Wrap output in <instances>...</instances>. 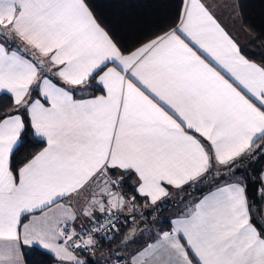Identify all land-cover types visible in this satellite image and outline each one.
Segmentation results:
<instances>
[{
  "label": "snow or ice",
  "instance_id": "6c2138e0",
  "mask_svg": "<svg viewBox=\"0 0 264 264\" xmlns=\"http://www.w3.org/2000/svg\"><path fill=\"white\" fill-rule=\"evenodd\" d=\"M177 19L124 54L86 0H0V35L46 58L0 44V93L15 106L0 118V264H24L23 246L84 264L74 250L95 248L94 234L121 235L118 225L141 215L136 196L155 205L168 196L165 185L182 187L217 164L231 171L245 153L264 155V66L242 54L204 0H185ZM45 63L63 85L95 79L104 94L74 99L41 74ZM28 128L47 146L14 168ZM129 174L136 196L122 191ZM84 191L88 226L77 231L78 214L60 201ZM253 214L241 178L204 196L130 260L117 251L108 264H264V225ZM135 233L129 228L120 243L128 247Z\"/></svg>",
  "mask_w": 264,
  "mask_h": 264
},
{
  "label": "trees",
  "instance_id": "16d2710c",
  "mask_svg": "<svg viewBox=\"0 0 264 264\" xmlns=\"http://www.w3.org/2000/svg\"><path fill=\"white\" fill-rule=\"evenodd\" d=\"M98 22L108 31L120 50L127 54L150 40L176 26L184 0H86ZM238 10L243 27L253 34V39L242 47L243 54L250 60L264 65V0H238ZM11 37H9L10 39ZM17 44V41H11ZM94 79H90V83ZM99 93L101 87L93 86ZM15 110L13 98L8 93L0 95V118ZM26 122L27 114L20 109ZM264 145V141L259 142ZM45 141L38 138L31 128L21 137L12 156L14 168L23 166L43 147ZM235 172H239L246 184L247 196L253 206V223L261 228L264 225L261 209L264 203V184L261 182L264 169V155L259 151L245 153L234 164ZM221 175L211 174L205 181H216ZM122 190L129 196H136L135 176L124 177ZM202 180L198 183L185 185L178 193L157 202L145 211L146 218L159 216L170 207L175 206L186 196L203 190L206 185ZM136 199L139 201L138 196ZM141 202V201H140ZM165 221V219L163 220ZM264 230V229H262ZM107 242L114 239H107ZM26 264H58L52 255H44L34 247H24ZM85 264H98L89 257Z\"/></svg>",
  "mask_w": 264,
  "mask_h": 264
},
{
  "label": "crops",
  "instance_id": "0c3cea01",
  "mask_svg": "<svg viewBox=\"0 0 264 264\" xmlns=\"http://www.w3.org/2000/svg\"><path fill=\"white\" fill-rule=\"evenodd\" d=\"M184 2H185V0H184ZM204 2L211 7V9L214 12L217 20L221 23V25L225 28V30L233 37V39L238 43V45L241 47V51H242V47L244 45H246L247 43H249L253 39V34L248 29L243 27V25L241 24V19H240L239 10H238V0H204ZM97 22H98V20H97ZM101 27H103V26L101 25ZM105 31H107V30L105 29ZM7 36L11 37V38L6 39L5 35H0V44H4V46L6 47L7 50L12 51V50H17V49H25V51H22L20 54L26 55V56H34L36 61H45L46 60L45 57L36 53L34 49L26 48V46L23 44V42L20 41L18 38L14 37L11 33H8ZM109 36L111 37L110 34H109ZM14 40L17 41V44L11 43V41H14ZM242 54H243V51H242ZM250 61H252V62H254L260 66H264L263 64L258 63L256 61H253V60H250ZM115 66L116 65L109 64V67H115ZM117 70H119V68H117ZM45 72H47L48 77L50 79H52L54 82L61 83V86L70 87L73 91V98L74 99H88V98H92L93 96H96V95L104 94L103 88L97 83V81L95 79L92 80L90 83L88 82L87 85H84V86H68V85H63V83L61 81H59V77H57L55 75V70L49 69L47 63H45L43 65L41 74L43 75ZM93 86L101 87L102 91H100L99 93H96L94 91ZM33 88H35V85H33ZM81 88H86L87 90L81 91ZM4 93H7V92H4ZM1 94L2 93H0V95ZM37 98L41 99V102H44L43 98L39 96V93L36 91H33L32 92V99H37ZM20 114L22 115L21 111H20ZM33 132H34V130H33ZM189 134L196 135L197 138L202 139L201 137H199V134H197L195 132H190ZM37 137L45 141V146L40 150V151H42L47 146L46 140L43 137H40V136H37ZM202 142H205V141H203V139H202ZM244 155L245 154H243L241 157H243ZM241 157L237 158V161H239V159H241ZM233 168H235V166L232 167V170L230 171V170L224 168L223 166L217 164L213 168H211L207 173L203 174L200 177H197L196 179H194L192 181H189L188 183L184 184L182 187L177 188V187L165 185L169 194L166 197H162L157 202L169 197L170 195L178 193L187 184L198 183L200 180H202L204 182V180L206 178H208V175H211V174H215L218 176L221 175L220 178L217 179L216 181H213V182L205 181L204 184L206 185V187L203 190L189 194L188 196H186V198H184L182 201H180L178 204H176L175 208H177L179 206L181 208V210L171 212V214H167L168 218H165L164 222L158 223L155 226L156 228L151 223L152 217H154V216H152L151 218H146L147 216L145 215V211L149 207H151L152 205L146 204L145 199H142L141 197L138 196L139 201L136 199V202L138 205V211L141 213V215H136L134 223H130L127 227H125L124 225H119V227L122 229V232H121V235L116 236L114 238V240H115L114 247L116 249L115 251L116 252L119 251V254L123 255L125 257V260H130L131 259V253L142 249L143 247L147 246L148 244L154 243L158 239L160 233H162L164 231H171V229L173 227L172 222L177 220L178 218L183 217L186 213H188L193 208V206L195 204L199 203L200 199H202L204 196L210 194L213 191H216V189L218 187H223L228 183L235 182V181L243 178L242 175L239 172H235V170H233ZM234 172L237 174V176L233 175ZM262 175H264V169L262 171ZM136 182H137V179L135 177V184H136ZM243 182H244V179H243ZM130 196H132V195H130ZM88 197H89V193L84 191V192H81L79 196H74L71 200L60 201L61 205H63L64 207L71 208L73 211H75L78 214V219L74 223H72V225H71L72 227L77 228L78 222L80 221L81 218L87 219L82 215V212H83V208H84V205H85ZM248 199H249V197H248ZM249 202H250V200H249ZM263 208H264V203H263ZM35 214L40 215L39 212H37ZM122 217L124 219V215ZM262 217H263V222H264V213H262ZM28 219H30V217H26L24 219V222H27ZM252 222H253V220H252ZM131 227L136 228V233H135V237H134L135 242L130 243V245L128 247H124L120 243V241L123 239L124 234H126L129 230V228H131ZM111 242H113V241H111ZM109 245H110V243L107 242L106 240L97 241V246L94 248V254L92 256L87 255L81 249H75L74 254L79 259L83 260L84 264L89 257L94 259L98 264H108V262L107 263L101 262L103 260H101V258L98 256L97 252L107 248ZM24 247L28 248L31 246H23L22 247L23 261H24V264H26L25 256H24ZM190 256H191V254H190ZM193 260H195L194 257H193ZM58 264H59V262H58ZM64 264H72V262L66 261V262H64Z\"/></svg>",
  "mask_w": 264,
  "mask_h": 264
},
{
  "label": "rangeland",
  "instance_id": "374dc122",
  "mask_svg": "<svg viewBox=\"0 0 264 264\" xmlns=\"http://www.w3.org/2000/svg\"><path fill=\"white\" fill-rule=\"evenodd\" d=\"M232 167H234V166H232ZM233 170H234V168H233ZM233 175L237 176V174L235 172L233 173ZM175 207L176 206H172L167 211L162 212L159 216L152 217L151 223L154 225V227L158 223L164 222L163 220L165 218H168L167 214H171V212L181 210V208L179 206L177 208H175ZM121 216H123V215H121ZM109 243H110V245L107 248L97 252L98 256L101 258V260H103V261H101L102 263H107L110 259H113L115 256V253H116V251H115L116 249L114 247L115 240L113 242H109Z\"/></svg>",
  "mask_w": 264,
  "mask_h": 264
},
{
  "label": "built area",
  "instance_id": "2783aa9c",
  "mask_svg": "<svg viewBox=\"0 0 264 264\" xmlns=\"http://www.w3.org/2000/svg\"><path fill=\"white\" fill-rule=\"evenodd\" d=\"M121 220H123V217L120 216L119 217ZM99 219V217H98ZM80 225H84L85 227L88 226V221L87 219L81 218L80 221L78 222V226H77V231H79V226ZM119 227V225H118ZM95 238L97 239V241H103V240H107L110 239L112 236V233L109 232L107 233V236H105L104 234H94ZM87 255L92 256L94 254V248L93 249H88V250H83Z\"/></svg>",
  "mask_w": 264,
  "mask_h": 264
}]
</instances>
